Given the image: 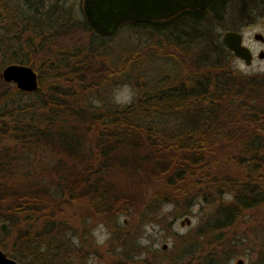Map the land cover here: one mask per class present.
Returning <instances> with one entry per match:
<instances>
[{"label":"trees","instance_id":"1","mask_svg":"<svg viewBox=\"0 0 264 264\" xmlns=\"http://www.w3.org/2000/svg\"><path fill=\"white\" fill-rule=\"evenodd\" d=\"M229 2L122 21L103 35L82 0H0V71L24 63L38 75L35 91L0 76V247L9 256L74 264V238L99 215L121 248L109 264H220L246 236L240 222L264 223V72L233 65L218 30ZM122 28L136 41L110 49ZM118 83L134 90L126 104L110 99ZM198 199L205 212L190 235L173 233L177 253H128L136 233L121 215L151 222L166 204L189 214Z\"/></svg>","mask_w":264,"mask_h":264},{"label":"rangeland","instance_id":"2","mask_svg":"<svg viewBox=\"0 0 264 264\" xmlns=\"http://www.w3.org/2000/svg\"><path fill=\"white\" fill-rule=\"evenodd\" d=\"M79 1V0H76ZM264 0H230L226 14L225 20L218 30L222 33L225 29H233L234 23H239L237 29L243 34V42L252 51L253 58L250 64H246L242 59L235 56L233 60V65L239 68L245 73H255L264 72V41L255 40L253 34L255 32H261L264 35V6H259V2ZM264 5V2L262 3ZM79 6V5H78ZM82 11L77 9V16L82 17ZM246 21V23L240 26L241 22ZM136 36H134L129 30L121 29L114 36L108 38V46L112 50H118L117 46L119 43H133L136 41ZM261 53L263 55L261 56ZM42 56L41 59H44ZM133 88L127 83H118L113 85L112 90H110L111 100L115 103L126 104L134 96ZM97 101V100H96ZM95 103H99L96 102ZM227 199H230V195H225ZM205 205L198 199L195 204L191 207V212L189 214H180L178 210H175L172 204H166L157 219L153 221H141L137 217H130L127 215H121L118 222H123L124 224L131 225V232L136 234L128 241L126 247L130 255H138V257H147L149 255L157 258L167 257L170 254L177 253L180 249L175 248L174 243L177 242L174 234L186 235L191 234L194 229H196L197 224L200 223V218L203 215ZM78 213V216L76 214ZM78 209L74 214V223L77 226L75 217L81 215ZM188 216L190 223L181 224L180 221ZM251 216V215H250ZM247 217H243L245 220ZM103 218L98 215L97 218L93 219V226L90 232L80 240V237L74 238V244L76 246L75 252L80 254L79 259L74 258V264H109L111 259L116 257L111 250V248L120 251L121 248L117 246L115 241H112L113 234L109 231L108 226L104 223ZM239 223V222H238ZM264 225V223H260ZM258 221L252 217V221L244 223L240 222L239 234L245 232L246 236L243 240L236 241V252L231 254L230 257L224 258L220 264H236L238 258H242V264H264L259 258V251L264 252V233H262V228L260 227ZM134 226V227H133ZM248 226L250 227L248 230ZM8 228V226H7ZM6 228V229H7ZM243 231V232H241ZM189 234V235H190ZM167 246L163 248V244ZM4 250V249H3ZM143 250V252H141ZM207 249L204 248V252ZM88 252V253H86ZM18 260V259H17ZM163 260V259H162ZM161 260V261H162ZM20 261V260H19ZM80 261V263H79ZM23 264H37V262L32 261L31 257H27L25 260L21 261ZM163 263L167 262V258H164Z\"/></svg>","mask_w":264,"mask_h":264},{"label":"water","instance_id":"3","mask_svg":"<svg viewBox=\"0 0 264 264\" xmlns=\"http://www.w3.org/2000/svg\"><path fill=\"white\" fill-rule=\"evenodd\" d=\"M210 0H82V11L90 26L100 34H113L118 25L126 20H149L164 18L174 14L184 7L195 9L204 8ZM255 40L263 41L261 32L253 34ZM224 45L233 54L250 64L253 58L251 49L244 44L242 32L235 29H225L221 33ZM263 53H261V56ZM0 76L6 82L15 84L23 91H35L38 88V75L31 65L24 63H8L0 71ZM181 224L190 223L188 216L180 221ZM7 224L0 223V230L5 231ZM167 245L164 243L163 248ZM242 258L236 264H242ZM0 264H23L9 256L0 247Z\"/></svg>","mask_w":264,"mask_h":264},{"label":"flooded vegetation","instance_id":"4","mask_svg":"<svg viewBox=\"0 0 264 264\" xmlns=\"http://www.w3.org/2000/svg\"><path fill=\"white\" fill-rule=\"evenodd\" d=\"M257 1H258V0H257ZM209 2H210V1H209ZM209 2H208V4H209ZM263 2H264V1H263ZM263 2H261V3H263ZM208 4H207V5H208ZM207 5H206V6H207ZM206 6H205V7H206ZM187 8H192V7H188V6H186V7H184L183 9H187ZM183 9H181V10H183ZM194 9H195V8H194ZM178 11H179V10H178ZM178 11H176L175 13H177ZM263 41H264V40H263ZM263 41H262V42H263ZM15 259H16V258H15ZM18 261H19V260H18ZM20 262H21V261H20Z\"/></svg>","mask_w":264,"mask_h":264}]
</instances>
